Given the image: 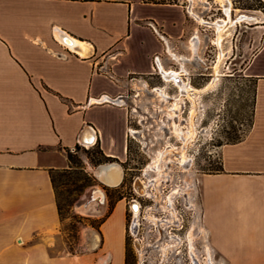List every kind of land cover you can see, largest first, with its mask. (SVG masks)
I'll list each match as a JSON object with an SVG mask.
<instances>
[{"label": "crops", "instance_id": "obj_1", "mask_svg": "<svg viewBox=\"0 0 264 264\" xmlns=\"http://www.w3.org/2000/svg\"><path fill=\"white\" fill-rule=\"evenodd\" d=\"M152 4L0 0V264H125L122 199L87 231L84 251H68L49 171L68 167L67 150L75 145L98 143L105 155L126 159L133 136L122 98L126 77L143 66L153 72L155 56L163 63L158 53L167 52L168 39L149 32L157 29V5L172 4ZM247 23L261 31L243 70L255 83L252 125L221 150L223 170L198 179L215 264H264V19ZM63 35L84 42L86 54L74 52ZM178 61L185 82L189 73Z\"/></svg>", "mask_w": 264, "mask_h": 264}, {"label": "rangeland", "instance_id": "obj_2", "mask_svg": "<svg viewBox=\"0 0 264 264\" xmlns=\"http://www.w3.org/2000/svg\"><path fill=\"white\" fill-rule=\"evenodd\" d=\"M230 1L232 13L264 19V0ZM157 6L161 7L157 29L151 26L149 34L160 40L162 34L168 39L171 53L182 59L189 57L185 59L189 74L184 80L198 89L189 96L181 93L176 83L165 82L158 69L147 72V66H143L142 72L126 77L122 98L130 110V128L136 130L128 142L127 157L123 162L117 159L95 164L94 160L100 157L95 146L79 145L70 150L81 186L76 189L59 185L63 206L61 243L68 251H84L86 233L98 228L109 209V197L113 201L121 196L127 207L129 264H208L202 246L207 243V233L198 232L200 222L196 218V213H201L197 181L202 174L215 172L221 150L234 139L243 138L249 128L255 83L243 70L259 45L261 31L249 28L251 25L244 21L235 23L236 18L227 17L217 0H175L169 10ZM221 19L229 24L222 33V54L218 60L214 24ZM138 35L145 37L147 33L141 30ZM191 40L197 43L195 52L190 47ZM171 53L159 52L161 63L167 69L178 70L179 61ZM179 60L181 70L185 71ZM215 63H218L217 75ZM156 86L163 87L167 95L153 90ZM174 101L178 105L176 109H172ZM174 126L182 131L180 135L174 132ZM188 130L192 133L184 142L181 136ZM245 147L240 145L238 150L244 151ZM231 149L225 150L224 155L229 156ZM160 151L164 152L162 156ZM106 163L121 167L122 178L117 184H105L97 176L98 168ZM93 186L104 191L107 206L99 213L82 212L78 206ZM138 201L141 206L135 210L138 212L134 217L131 206ZM175 216L179 219L182 216L183 228H175L178 224ZM129 230L134 232V237ZM189 232L195 259L189 252Z\"/></svg>", "mask_w": 264, "mask_h": 264}, {"label": "bare ground", "instance_id": "obj_3", "mask_svg": "<svg viewBox=\"0 0 264 264\" xmlns=\"http://www.w3.org/2000/svg\"><path fill=\"white\" fill-rule=\"evenodd\" d=\"M220 4V6L223 9V12L227 15V17L230 18L231 16V6H230V0H217ZM235 23H240L242 21L244 22H248V21H252V20H256L258 19L255 15L253 14H245V13H241L239 12L236 16H235ZM200 21H203L202 19ZM228 21L221 19L219 21H216L214 24V28H215V32H216V45L219 48V54H218V60L221 57V40H222V33L223 31H225L227 29L228 26ZM60 39L62 41H64L65 43H67L68 45H70V48L74 51L79 53L80 55H85L86 51H87V46L84 42L78 41V40H74L68 36H60ZM190 47L192 49L193 52L196 51L197 49V43L195 41H190ZM168 53L170 51V48L167 46V50ZM176 59H182V57L171 53ZM157 58V57H156ZM159 58V57H158ZM157 63V68L159 71V73L162 75L163 79L165 82H169V81H173L174 83H176L178 85V88H180L179 90L181 91V93H184L186 95L189 96L190 91H193L194 88H192L191 85H189L188 83L185 82H180L181 81V77L180 75L182 74L180 71L178 70H174V69H167L163 66V64L161 63V61L159 59H157L156 61ZM218 63H215L214 69L216 70ZM216 75H217V70H216ZM184 74V73H183ZM216 77L213 78V80ZM185 89V90H183ZM160 95L163 94V96L165 95V91L163 89H157L156 90ZM177 102H173L172 103V109H176L177 108ZM174 132H176L178 135H180V133L182 132L181 130H179L176 126H174ZM185 136H181V139L186 142L192 133V130H188L187 132H185ZM91 140V138L89 139V141ZM89 141L85 142L88 143ZM184 156V154L182 155ZM181 161H184V158L181 159ZM120 167L118 164L116 163H106L102 166H100V168H98V170L96 171L97 176L100 177L101 179H103L104 181H106L109 184H117L121 178V172H120ZM93 192L91 193V195L84 197V200L79 204L78 208L82 211V212H87V213H99L101 212L104 207L106 206V195L104 193V191L99 188V187H95L93 188ZM174 216L173 211L171 212ZM199 231L201 233L205 232V228L202 226H199ZM192 234L189 232L188 234V240H189V252L190 255L193 259H195V252H194V247L192 244ZM205 252L207 254V258L209 259L208 264H214L212 259H211V254H210V247L209 245L206 243L205 244ZM195 264V263H194Z\"/></svg>", "mask_w": 264, "mask_h": 264}, {"label": "trees", "instance_id": "obj_4", "mask_svg": "<svg viewBox=\"0 0 264 264\" xmlns=\"http://www.w3.org/2000/svg\"><path fill=\"white\" fill-rule=\"evenodd\" d=\"M142 1L148 2V3H155V4H172V3H175V0H142ZM254 91H255V89H254ZM252 109H253V105H252ZM252 114H253V110H252L251 116H250L249 128L252 125ZM239 140H241L240 137L234 139L233 141H231V143L238 142ZM92 146L96 147V153H98L100 155L99 158L94 160L95 164L106 162V161H117V158L105 155L103 153V151L101 150L98 143H96ZM77 147H79V145H75L76 149H77ZM66 156H67V160H68V167L61 168V169L60 168H52L49 171L51 182H52L54 192H55L56 204H57V209H58V213H59L60 218L62 217L63 206L60 202L59 185L61 184V185L67 186V187L74 186V188H76V189L77 188L79 189L81 186L78 184V180H79L80 176L75 174L77 172H76V169H75L74 164H73L74 163L73 153L70 150H67ZM222 170H223L222 164H221V161H219V166L215 169V172H220ZM121 198H122L121 196H118L117 198H115V200L112 201L111 198L109 197V209H108L107 213L103 216V218L100 220V222L112 210L115 202ZM100 222H99V224H100ZM127 240H128V238H127ZM71 252H74V251L71 250ZM130 256H131V251H130L129 243H128V241H126L125 264H129Z\"/></svg>", "mask_w": 264, "mask_h": 264}, {"label": "built area", "instance_id": "obj_5", "mask_svg": "<svg viewBox=\"0 0 264 264\" xmlns=\"http://www.w3.org/2000/svg\"><path fill=\"white\" fill-rule=\"evenodd\" d=\"M156 57H158L157 55L155 56V58ZM197 184H198V181H197ZM139 202V201H138ZM133 204L134 203H132V208H133ZM192 206H193V209H194V204L193 203H190ZM138 206H141V202H139V203H137V208H138ZM200 206H201V204H200ZM136 208V209H137ZM134 209V208H133ZM136 209H134V217H136L135 215H136V213L138 212V211H135ZM133 214V213H132ZM180 218L181 219H179V217H177V216H175V220L178 222V224L177 225H175L174 227L175 228H177L178 227V229H181V228H183V219H182V216H180ZM196 218L198 219L199 218V225H198V227L199 226H202V227H204V223H203V213H202V209H201V213L199 212V213H196ZM137 224V223H136ZM170 227L173 229L174 227H172L171 225H170ZM174 228V229H175ZM127 232H128V229H127ZM198 232L199 233H201L199 230H198ZM129 233H130V230H129ZM130 234H132L133 236L132 237H134V232H131ZM131 238V237H130ZM205 240H207V239H205ZM205 242V241H204ZM207 243H208V240H207ZM188 244H189V242H188ZM208 245H209V243H208ZM202 246L203 247H205V243L204 244H202ZM209 247H210V254H211V259H212V261H213V263L215 264L216 263V261L218 260V257H217V255H216V253H215V251L211 248V246L209 245ZM203 257L204 258H206L207 259V261H209V259L207 258V254H206V252H204V254H203Z\"/></svg>", "mask_w": 264, "mask_h": 264}, {"label": "flooded vegetation", "instance_id": "obj_6", "mask_svg": "<svg viewBox=\"0 0 264 264\" xmlns=\"http://www.w3.org/2000/svg\"><path fill=\"white\" fill-rule=\"evenodd\" d=\"M230 6H231V9H232V10H231V14H232V12H233V8H232L231 1H230ZM221 8H222V7H221ZM222 10H223V9H222ZM189 85H191V84H189ZM191 86H192V85H191ZM192 88H194V89H198V88H195V87H193V86H192ZM157 89H159V90H160V89H163V90H164V88L161 87V86H156V87L153 88V90H155V91H156ZM183 90H185V89H183ZM156 92H157V91H156ZM157 93H158V92H157ZM190 94H191V91H190ZM166 95H167V94H166V92H165V95H164V96H166ZM131 131H134V132H135L136 130L131 129ZM163 153H164L163 151H160V152H159V156H162ZM158 158H159V157H157V158L155 159V161H158ZM133 208H134V209L137 208V204H136V203L133 204ZM172 215H173V214H172ZM173 217H174V216H173Z\"/></svg>", "mask_w": 264, "mask_h": 264}, {"label": "water", "instance_id": "obj_7", "mask_svg": "<svg viewBox=\"0 0 264 264\" xmlns=\"http://www.w3.org/2000/svg\"><path fill=\"white\" fill-rule=\"evenodd\" d=\"M96 186H93V187H91L89 190H88V192L85 194V197H87V196H89V195H91V193L93 192V188H95ZM84 200V198L81 200V202Z\"/></svg>", "mask_w": 264, "mask_h": 264}]
</instances>
